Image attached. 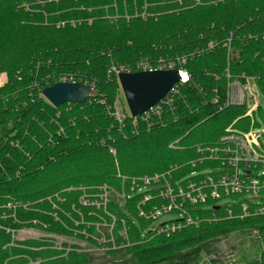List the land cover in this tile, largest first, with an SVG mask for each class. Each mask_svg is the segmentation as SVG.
<instances>
[{"label": "trees", "instance_id": "trees-1", "mask_svg": "<svg viewBox=\"0 0 264 264\" xmlns=\"http://www.w3.org/2000/svg\"><path fill=\"white\" fill-rule=\"evenodd\" d=\"M135 8L139 17L125 16ZM166 64L189 75L169 93L175 98L158 104L160 114L135 119L121 102L120 122L110 111L120 100L118 74ZM1 72L8 82L0 88V264H94L78 245L63 242L58 254L38 249L46 237H13L35 230L79 239L86 226L78 211L95 237L100 216L116 219L117 244L125 221L131 246L109 254L127 264H200L214 245L251 230L255 255L233 264H264V215L229 219L220 202L207 204L190 211L211 217L198 227L157 235L140 216L145 191H132L134 180L141 188L140 179L155 175L186 182L212 166L207 150L229 128L256 124L245 105L226 101L234 80L253 78L264 96V0H0ZM62 81L90 85L95 96L56 108L41 91ZM104 186L129 198L106 209L83 205Z\"/></svg>", "mask_w": 264, "mask_h": 264}, {"label": "built area", "instance_id": "built-area-1", "mask_svg": "<svg viewBox=\"0 0 264 264\" xmlns=\"http://www.w3.org/2000/svg\"><path fill=\"white\" fill-rule=\"evenodd\" d=\"M140 67V71L175 68L172 64L161 65L155 69L149 66ZM3 80V76L0 74V84ZM186 81L183 80L182 82ZM239 104H242V102ZM227 105H231V103L229 102ZM160 112L161 109L157 104L144 115H157ZM248 115H252V113L249 112ZM115 116L118 120H121L119 111L115 113ZM227 132L228 134L221 139L220 145L207 150L209 152L207 160L212 164V166H208L207 173L194 171L190 175L191 179L184 183L174 184L167 180L166 175L144 177L140 179L143 183L141 188L136 180L133 181L132 191H145L142 204L147 203L148 210H140V216L153 221L150 232L170 236L187 226L196 225L197 222L190 217V211L199 206L207 207V204H210L209 208H212L218 205L219 202H226L224 206L231 209L234 205H237L241 219L253 215H264V155L258 149V138L252 134L246 135L250 133L249 131H237L229 128ZM201 161L203 162L204 159ZM103 190L104 193L95 195L93 197L95 199L92 200L87 198L83 204H91L90 206H96L97 208L103 206L106 209V205L111 201L107 197L110 189L104 186ZM118 195L122 200L129 198L125 192ZM168 214H178L180 219L158 226L155 225L160 218ZM229 214L230 217H234L231 211H229ZM120 222L124 227L118 233L119 237L122 238L121 243L117 244L115 234L113 235L112 231H107L110 235L109 238L105 232H102L100 238H93L94 240L97 239L98 246H102L103 249L102 255L94 254L93 249L87 251L97 257L94 264H127L123 262L125 259L120 256L111 257L109 254L131 246L125 221L121 220ZM78 246L81 248L80 245ZM102 249H99V251ZM80 251L86 252L83 249Z\"/></svg>", "mask_w": 264, "mask_h": 264}, {"label": "rangeland", "instance_id": "rangeland-1", "mask_svg": "<svg viewBox=\"0 0 264 264\" xmlns=\"http://www.w3.org/2000/svg\"><path fill=\"white\" fill-rule=\"evenodd\" d=\"M146 4L149 5V7H152V5H154L152 3L150 4V2L149 3L147 2ZM147 5H145V6H147ZM142 13H143V11L139 12L137 10V8H135V12L133 14L132 13H129V14L127 13L126 15L125 14L124 15L126 17H130L128 15H131V17H135L136 18V17H139ZM70 23L74 24V21H71ZM62 24L63 23L57 24V27L62 25ZM161 59L162 58H159V61ZM148 60L157 61L158 59H156V60L146 59L145 61L143 60V62L151 63ZM143 66L147 67V65H143ZM0 74L3 76V79H4L2 84H0V88H1V87H3L4 85L7 84L8 75L5 72H1ZM188 79H189V75H188ZM245 81L247 82V84H246V82L243 83V82H239L237 80H234V81L229 83V84H231V89H230V91L227 94L228 97H227V101L226 102H227V104L230 102L231 103L230 106H242V105H245L246 106V110L248 109L252 113L251 116H253V112L255 113V118L253 120H255L254 123H256V124L253 125V127H252V125H250V123H245V124L241 125L240 127H242V129L247 130V131L250 132V133H248L246 135L252 134L254 137L258 138V142H257L258 143V149L260 151H262V153L264 155V121L262 120L263 116H261L260 114L255 112V110H257V109H259L261 107L260 109H262L263 113H264V96H262L261 90L259 89L258 85L254 83V79L253 78H251V80L250 79H246ZM62 82H66V81H62ZM182 83H185V82H182ZM170 94L168 95V97L165 98L166 100L171 101L170 99L175 98V95L172 96ZM118 95L120 96V100H119V102H116L114 110H110V111H112V113L114 111H116V110L120 112L125 107V110L129 113L128 107L126 105L124 96H123L122 91H121V87H119ZM121 102H124L123 103L124 104L123 108L120 106ZM235 102H237V103H235ZM241 102H242V104H239ZM175 107L177 108L176 104H175ZM114 115H115V112H114ZM129 116H130V113H129ZM119 121L121 122V120H119ZM251 127H252V129H251ZM256 147L257 146L255 145V148ZM199 172L207 173V169H203V170H201ZM167 180L169 181V179H167ZM127 192H128V190H127ZM86 196L90 197L91 195H86ZM107 197H108L109 200L114 201V202H116V201L119 202L120 200H122L121 197L117 193H115L114 189L113 190L110 189L108 191ZM96 202H97V200H96ZM225 203L226 202H220V205H224ZM86 205L90 206L91 204H86ZM86 205H84V206H86ZM229 211L232 212V215L234 217H230ZM225 212L228 215L229 219L240 218V212L239 211H238V216L234 215L235 214L234 208L231 209L230 207L229 208L227 207L225 209ZM77 213H78V215L80 217V221L84 222L83 224H85V226H86V229H84L80 233L82 237H80L79 239L77 237L76 238L64 237V236L53 237L52 235L44 234V233H41V232H38V231H35V230H21L17 234L14 232L13 233V237L15 239L17 238L18 240H27L28 238H43V237H46V239H44L42 241V243H41L44 246H41V247L38 248L39 250H42V251H44L45 249H48V251H54V252H57L58 254H60V252H61L60 250L63 251V249H65V247H61L60 245L62 244V242L66 241L68 244L80 245L81 248H77L78 251L83 249V250H85L87 252L88 250H92L93 249L94 250V254L102 255L101 254V253H103L102 252L103 251L102 246H98L97 241L92 240V237H91V236H93L92 234L89 235V234L86 233L87 229L89 227H91V226H88V224H89L88 222H90V220H87L85 218V216L82 213V211H78ZM92 215H93V211H90L89 215H87V216L88 217H92ZM106 217L108 219H110L107 215L105 217L104 216H100V218L97 220L98 223H97V221L94 222L93 227L96 230V234L95 235L97 237H95V236H93V237H95V238L99 237L100 238L102 236V232H104L103 229L106 230V231H112L111 233L114 232V229L117 227V220L113 219L114 222L113 221H111V222L109 221L108 222ZM190 217L192 218L193 221L197 222V224L194 225L196 227H198L200 225L199 223L201 222V220L202 221H206L204 219L211 218V217H209V215L202 217V216H200V214L198 216L194 217L191 213H190ZM247 218H249V217H247ZM72 219H73L72 220L73 222L76 221L75 218H72ZM179 219H180V217H179L178 214H168V215H165L162 218H160L155 223V225L158 226V225H161V224H164V223H169L170 221L179 220ZM121 225H122V227L120 228V230H122L124 228L122 223H121ZM125 227H127L126 223H125ZM249 232L250 233L230 235L225 240L223 239L222 241L219 242V244L214 245L213 248L208 250L209 252L203 257V260H202V262L200 264H233L235 259L238 258L239 254H248L249 253L250 255L254 256L255 255V251H254L253 245H255L256 242L258 243V244H256V247L259 245V242H258V238L259 237L255 238V235L258 233V231L257 230H251ZM113 235H114V233H113ZM52 239H55V240H52ZM99 249H102V250L99 251ZM68 250L71 251V250H73V248H70ZM87 253H89V252H87ZM60 256L57 255L55 258L60 257ZM64 256H66V255H63V257ZM21 258L23 260H31L32 259L31 257H30L31 259H29V258L25 259V256H21ZM211 260H215V261L222 260V262L218 263V261H217L215 263H212ZM30 264H37V262H35V263L30 262Z\"/></svg>", "mask_w": 264, "mask_h": 264}, {"label": "water", "instance_id": "water-1", "mask_svg": "<svg viewBox=\"0 0 264 264\" xmlns=\"http://www.w3.org/2000/svg\"><path fill=\"white\" fill-rule=\"evenodd\" d=\"M182 73L184 71L178 68L135 73L120 72L118 82L131 118L146 114L164 100L178 84L182 83L184 80ZM41 95L51 105L59 108L67 103L82 104L95 96V90L87 84L58 82L42 90Z\"/></svg>", "mask_w": 264, "mask_h": 264}, {"label": "bare ground", "instance_id": "bare-ground-1", "mask_svg": "<svg viewBox=\"0 0 264 264\" xmlns=\"http://www.w3.org/2000/svg\"><path fill=\"white\" fill-rule=\"evenodd\" d=\"M183 74V79H184V81H186V79H188V75L184 72V73H182Z\"/></svg>", "mask_w": 264, "mask_h": 264}, {"label": "clouds", "instance_id": "clouds-1", "mask_svg": "<svg viewBox=\"0 0 264 264\" xmlns=\"http://www.w3.org/2000/svg\"><path fill=\"white\" fill-rule=\"evenodd\" d=\"M131 116V115H130Z\"/></svg>", "mask_w": 264, "mask_h": 264}]
</instances>
